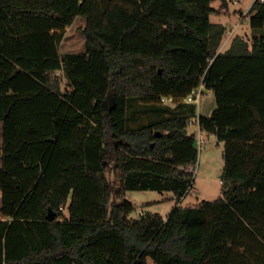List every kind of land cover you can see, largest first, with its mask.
Listing matches in <instances>:
<instances>
[{
  "label": "trees",
  "instance_id": "16d2710c",
  "mask_svg": "<svg viewBox=\"0 0 264 264\" xmlns=\"http://www.w3.org/2000/svg\"><path fill=\"white\" fill-rule=\"evenodd\" d=\"M213 1L0 0V264H264V1L228 45ZM79 17L86 50L62 53ZM201 84L210 116L185 101ZM166 99L181 112L130 126L134 102ZM198 115L222 196L183 206ZM131 191L178 202L135 218Z\"/></svg>",
  "mask_w": 264,
  "mask_h": 264
},
{
  "label": "rangeland",
  "instance_id": "374dc122",
  "mask_svg": "<svg viewBox=\"0 0 264 264\" xmlns=\"http://www.w3.org/2000/svg\"><path fill=\"white\" fill-rule=\"evenodd\" d=\"M255 0H214L213 6L218 13L212 15L214 22H221L228 28L225 35V43L231 41L233 36L240 33L251 34L248 11ZM85 26L83 18H77L71 27L66 29L61 52H82L85 50V38L81 30ZM224 47V46H223ZM133 103L130 114V126L132 128L143 127L157 119L170 117L174 113L181 112L182 107L174 101L163 100L159 104H139ZM113 99L109 96L106 101V109L113 106ZM199 114L210 116L216 109V99L211 91L205 90L199 104L194 106ZM190 134L195 132V128H189ZM206 146L199 153L198 162L195 166V177L193 187L188 196L182 201L183 206H194L203 200L213 201L222 196L221 175L224 169V144L219 142L214 135H205ZM2 147V123L0 122V152ZM108 177L113 180L111 169ZM126 199L133 202L136 211L132 217H138V210L146 214H159L165 217L171 213L177 204V199L172 192L161 193L159 191H131L127 193ZM65 213H67L65 211ZM150 264H154L151 260Z\"/></svg>",
  "mask_w": 264,
  "mask_h": 264
},
{
  "label": "built area",
  "instance_id": "2783aa9c",
  "mask_svg": "<svg viewBox=\"0 0 264 264\" xmlns=\"http://www.w3.org/2000/svg\"><path fill=\"white\" fill-rule=\"evenodd\" d=\"M264 1V0H262ZM206 88L203 84L199 86L198 89L194 90L189 96L185 99L187 103H194L199 104L201 98L204 95ZM169 101H172L173 99H166ZM199 114V113H198ZM189 128H195V132L193 134L196 138V145L200 152H202L206 146V137L205 132L201 129L200 121H199V115L196 118H193L188 123ZM140 213H142V210H139Z\"/></svg>",
  "mask_w": 264,
  "mask_h": 264
},
{
  "label": "crops",
  "instance_id": "0c3cea01",
  "mask_svg": "<svg viewBox=\"0 0 264 264\" xmlns=\"http://www.w3.org/2000/svg\"><path fill=\"white\" fill-rule=\"evenodd\" d=\"M79 18H81V17H79ZM84 19V18H83ZM85 20V19H84ZM76 21V20H75ZM230 42V41H229ZM228 40H227V43H225V45H228ZM85 50H86V45H85ZM84 50V51H85ZM84 51H82V52H84ZM66 53H76V52H66ZM2 165V162H1V158H0V166ZM1 203H2V192H1V190H0V208H1ZM0 220H2V216H1V214H0Z\"/></svg>",
  "mask_w": 264,
  "mask_h": 264
},
{
  "label": "water",
  "instance_id": "95a60500",
  "mask_svg": "<svg viewBox=\"0 0 264 264\" xmlns=\"http://www.w3.org/2000/svg\"><path fill=\"white\" fill-rule=\"evenodd\" d=\"M47 218H48L49 221H54L55 220V212L52 209L49 210V214H48Z\"/></svg>",
  "mask_w": 264,
  "mask_h": 264
}]
</instances>
